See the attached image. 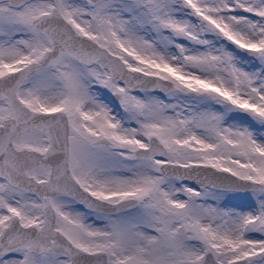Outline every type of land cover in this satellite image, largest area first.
Instances as JSON below:
<instances>
[{"label":"snow or ice","instance_id":"1","mask_svg":"<svg viewBox=\"0 0 264 264\" xmlns=\"http://www.w3.org/2000/svg\"><path fill=\"white\" fill-rule=\"evenodd\" d=\"M0 264H264V0H0Z\"/></svg>","mask_w":264,"mask_h":264}]
</instances>
